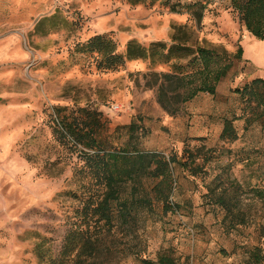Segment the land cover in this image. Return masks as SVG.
<instances>
[{
	"label": "rangeland",
	"instance_id": "1",
	"mask_svg": "<svg viewBox=\"0 0 264 264\" xmlns=\"http://www.w3.org/2000/svg\"><path fill=\"white\" fill-rule=\"evenodd\" d=\"M48 19L59 29L38 30ZM97 35L143 56L102 68L82 48ZM225 64L214 94L185 99L205 65ZM257 78L264 40L231 0H0V264H48L35 248L58 257L67 234L88 224L102 244L95 264H252L255 248L264 253V106L243 89ZM255 87L261 100L264 84ZM82 108L99 112L107 149L135 146L168 163L161 193L160 178H144L148 207L128 218L116 210L110 229L92 217L97 177L63 132ZM225 120L236 140L221 138ZM135 184L122 190L130 202L143 195Z\"/></svg>",
	"mask_w": 264,
	"mask_h": 264
},
{
	"label": "trees",
	"instance_id": "2",
	"mask_svg": "<svg viewBox=\"0 0 264 264\" xmlns=\"http://www.w3.org/2000/svg\"><path fill=\"white\" fill-rule=\"evenodd\" d=\"M145 0H131L132 3L144 2ZM168 5L170 0H161ZM231 5L238 15L239 22L254 37L264 40V0H231ZM188 8L193 4L188 3ZM194 15L200 20L202 11L194 10ZM51 22L50 26H46ZM43 33L59 29V22L54 19L43 20L37 26ZM184 47V46H181ZM82 48L96 53L100 57V67L105 69H117L125 63L128 58H139L143 56L142 48L136 49L134 45L128 46V52L121 54L117 52L115 42L104 35H97L90 38ZM200 58L206 60L209 50L199 48ZM243 55V48L239 47L236 54L237 58ZM205 74L201 78V84L192 88L185 98L189 100L200 91L215 93L216 85L227 73L230 64L219 65L216 68L205 65ZM202 74V72H201ZM193 76V75H190ZM264 84V79H254L251 84L245 86L243 93H249L257 101L258 105L264 106V98L260 97L256 85ZM79 115L74 116L72 120H62L63 132L68 136L74 146L79 147L84 155L85 163L92 173L97 177L99 200L92 207V217H97V221H105L108 229L115 219L116 210L121 217L128 218L135 205L142 203L148 207L150 200L147 190L143 186L144 178H160L155 188L161 193L162 185L169 175L168 163L165 156L156 151H146L138 147L115 148L109 150L103 146L100 139V133L103 123L98 111L90 109H79ZM81 117L80 119L78 117ZM132 129L139 127L131 124ZM222 139L236 140L238 133L230 120H225L224 128L221 133ZM90 150V151H87ZM186 165V163H184ZM164 167L161 169V167ZM165 169V170H164ZM128 182H135L134 194L142 191L143 195L130 202L128 198L123 197V187ZM169 182V181H168ZM167 182V183H168ZM170 187V182H169ZM134 196V195H133ZM163 203H169V196H157ZM94 205V204H93ZM105 225V224H104ZM104 227V226H101ZM95 229L88 224L86 228H73L65 237L61 252L58 257L48 254L40 245L35 248V253L40 263L48 264H95L98 254L102 250L101 239L94 233ZM145 264H156L154 261L143 260ZM250 263L264 264V253L259 248H255L250 254ZM158 264H169L166 256H161Z\"/></svg>",
	"mask_w": 264,
	"mask_h": 264
},
{
	"label": "built area",
	"instance_id": "3",
	"mask_svg": "<svg viewBox=\"0 0 264 264\" xmlns=\"http://www.w3.org/2000/svg\"><path fill=\"white\" fill-rule=\"evenodd\" d=\"M121 110V106L119 104H113L110 106V111L119 112Z\"/></svg>",
	"mask_w": 264,
	"mask_h": 264
}]
</instances>
